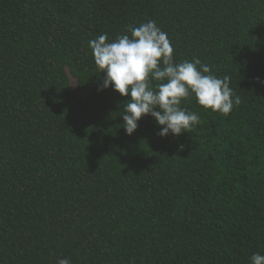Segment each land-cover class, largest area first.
Wrapping results in <instances>:
<instances>
[{
    "label": "trees",
    "instance_id": "trees-1",
    "mask_svg": "<svg viewBox=\"0 0 264 264\" xmlns=\"http://www.w3.org/2000/svg\"><path fill=\"white\" fill-rule=\"evenodd\" d=\"M154 20L228 115L127 135L89 40ZM76 82V89L73 86ZM157 82H153V87ZM183 145V148H180ZM264 255V0H0V264H250Z\"/></svg>",
    "mask_w": 264,
    "mask_h": 264
},
{
    "label": "clouds",
    "instance_id": "clouds-1",
    "mask_svg": "<svg viewBox=\"0 0 264 264\" xmlns=\"http://www.w3.org/2000/svg\"><path fill=\"white\" fill-rule=\"evenodd\" d=\"M129 31L130 36L120 35L112 42H107V33L88 42L95 65L104 73L98 91L111 86L122 97H129L121 112L127 135H132L140 119L149 115L162 126L158 132L161 137L188 132L199 123L197 113L181 107L190 96L204 109L223 115L240 103L228 77L219 78L197 58L175 62L168 34L156 21L129 26ZM56 264H71V260L58 258ZM250 264H264V255L253 253Z\"/></svg>",
    "mask_w": 264,
    "mask_h": 264
},
{
    "label": "rangeland",
    "instance_id": "rangeland-1",
    "mask_svg": "<svg viewBox=\"0 0 264 264\" xmlns=\"http://www.w3.org/2000/svg\"><path fill=\"white\" fill-rule=\"evenodd\" d=\"M74 89H76V82L73 80Z\"/></svg>",
    "mask_w": 264,
    "mask_h": 264
}]
</instances>
